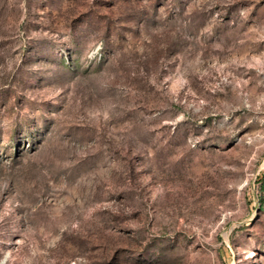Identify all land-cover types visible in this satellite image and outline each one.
I'll return each instance as SVG.
<instances>
[{
	"label": "rangeland",
	"instance_id": "374dc122",
	"mask_svg": "<svg viewBox=\"0 0 264 264\" xmlns=\"http://www.w3.org/2000/svg\"><path fill=\"white\" fill-rule=\"evenodd\" d=\"M0 264H264V0H0Z\"/></svg>",
	"mask_w": 264,
	"mask_h": 264
}]
</instances>
